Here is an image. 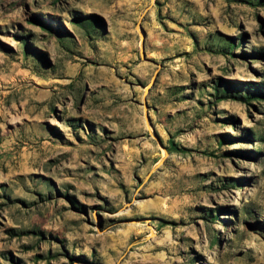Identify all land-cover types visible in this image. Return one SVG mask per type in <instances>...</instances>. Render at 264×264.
<instances>
[{"label":"rangeland","instance_id":"1","mask_svg":"<svg viewBox=\"0 0 264 264\" xmlns=\"http://www.w3.org/2000/svg\"><path fill=\"white\" fill-rule=\"evenodd\" d=\"M0 264H264V0H0Z\"/></svg>","mask_w":264,"mask_h":264},{"label":"water","instance_id":"2","mask_svg":"<svg viewBox=\"0 0 264 264\" xmlns=\"http://www.w3.org/2000/svg\"><path fill=\"white\" fill-rule=\"evenodd\" d=\"M140 34H141V37H142L141 49H142V52L144 54L145 53V42H146L147 35H146L145 31L142 28L140 30ZM145 108L148 110V104H147L146 101H145Z\"/></svg>","mask_w":264,"mask_h":264}]
</instances>
